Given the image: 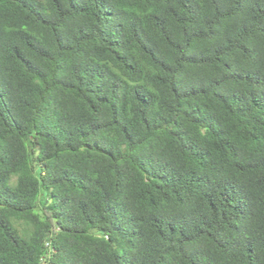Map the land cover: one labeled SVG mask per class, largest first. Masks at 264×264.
Returning <instances> with one entry per match:
<instances>
[{
	"label": "trees",
	"instance_id": "obj_1",
	"mask_svg": "<svg viewBox=\"0 0 264 264\" xmlns=\"http://www.w3.org/2000/svg\"><path fill=\"white\" fill-rule=\"evenodd\" d=\"M0 264H264V0H0Z\"/></svg>",
	"mask_w": 264,
	"mask_h": 264
}]
</instances>
